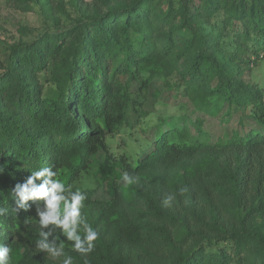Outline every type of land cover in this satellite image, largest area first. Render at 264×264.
<instances>
[{"label": "trees", "instance_id": "trees-1", "mask_svg": "<svg viewBox=\"0 0 264 264\" xmlns=\"http://www.w3.org/2000/svg\"><path fill=\"white\" fill-rule=\"evenodd\" d=\"M13 1L46 18L0 62V243L14 264H59L35 250L33 202L17 213L12 195L49 166L87 196L81 212L100 236L89 264H264V86L244 76L264 59V0H72L73 14L58 2L67 22L52 0ZM159 81L246 129L214 139L204 118L166 113L134 165L115 158L108 138L137 136ZM85 178L110 199L80 188Z\"/></svg>", "mask_w": 264, "mask_h": 264}, {"label": "rangeland", "instance_id": "rangeland-1", "mask_svg": "<svg viewBox=\"0 0 264 264\" xmlns=\"http://www.w3.org/2000/svg\"><path fill=\"white\" fill-rule=\"evenodd\" d=\"M65 4V10L73 14L75 7L72 0H52L54 11L62 18V22H67V15L59 11L58 2ZM93 0H79L80 3H90ZM58 3V4H57ZM46 18L39 6H33L32 10H22L18 8L13 0H0V62L5 64L7 55L13 43H17L24 39H29L40 32L45 26ZM2 69L0 68V73ZM246 80L255 81L259 85L264 86V59H259L252 64L250 69L244 74ZM158 89L160 94L158 97L153 92ZM150 97L146 100L144 109L149 111L146 117L141 118L137 127L135 137H130V129H121L112 137L110 136L107 143L113 156L117 159L125 157L134 165L135 156L142 147H149L151 139H153V127L158 123L161 116L166 113H187L192 118L197 116L204 118V127L209 130L215 139L224 134H231L234 129H246L238 124V117L235 115L229 120H221L220 117H210L197 111L187 98L179 96L175 91H170L162 87V83L153 84ZM179 103H185L179 104ZM221 115V114H220ZM248 123L245 124L248 127ZM137 139V140H136ZM100 159H104L105 153L102 151ZM91 187L94 189V196L99 199H110L106 192L105 184L101 179H84L79 183V187ZM220 246L229 245V242H221ZM217 245H213L212 249H217Z\"/></svg>", "mask_w": 264, "mask_h": 264}, {"label": "clouds", "instance_id": "clouds-1", "mask_svg": "<svg viewBox=\"0 0 264 264\" xmlns=\"http://www.w3.org/2000/svg\"><path fill=\"white\" fill-rule=\"evenodd\" d=\"M3 172L4 167L0 166V174ZM122 180L125 185L135 182L127 173L123 174ZM179 191L183 194L187 189L182 187ZM12 195L17 213L21 209L29 210V201L35 205L37 252L45 253L59 264H74V257L64 251V241H67L71 252L78 253L85 264H89L87 257L95 250L100 236L82 215L81 209L87 199L84 192L79 188L73 190L71 185L66 186L58 171L49 166L32 172L24 182L16 184ZM173 199V196H167L162 203L171 207ZM3 211L0 209V214ZM0 264H14L12 248L4 243H0Z\"/></svg>", "mask_w": 264, "mask_h": 264}]
</instances>
